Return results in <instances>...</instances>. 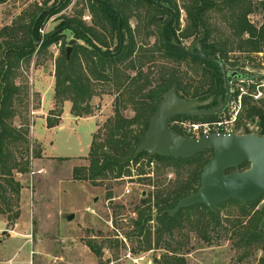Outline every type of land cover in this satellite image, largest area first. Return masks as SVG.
I'll return each mask as SVG.
<instances>
[{
    "label": "trees",
    "instance_id": "trees-1",
    "mask_svg": "<svg viewBox=\"0 0 264 264\" xmlns=\"http://www.w3.org/2000/svg\"><path fill=\"white\" fill-rule=\"evenodd\" d=\"M3 1L5 0H0V3ZM70 1L55 2H63L62 6L58 7L62 9ZM140 1L134 2L135 11L132 13L140 20L145 16L148 24L156 23L158 28L146 27L145 31H142L139 24L134 30L127 27L128 44H124L117 54L106 57L94 48L75 44L70 56L66 58V54L62 55L55 69L54 98L70 100L74 115L90 112V101L97 94L95 82L109 83L116 91L113 94L115 97L113 116L107 120L104 127L106 136L102 141H97L101 135L99 131L93 136L90 144L88 154L90 176L107 174L118 178L130 176L131 165H136L144 157L146 163L137 168L139 175L149 173L148 169L152 162L162 163V165L153 163L155 169L152 171L157 176L154 178L155 191L150 194L153 202L148 206L153 205L161 215L155 231H146V240L139 242V245H145L146 249L162 247L167 251L160 256L155 255L152 264H187L182 258V249L190 244L178 240L177 237L184 235L188 238L189 232H196L206 245L215 242L223 244L228 241L236 252L238 263H244L248 258L254 260L259 251L260 256L256 259V264H264V227L259 228V222L252 218L246 220L250 215L247 209L249 204L256 203L264 195L247 204L237 199L227 200L220 205L232 204L236 209L232 212L227 210L221 215L218 208L210 210L204 204L191 206L175 215H170L167 211L184 195L197 189L202 167L212 157V150H205L186 158L149 155L146 152L133 157L139 144L138 137L147 128L150 113L144 104L149 100L156 103L161 94L174 84L180 88L179 96L182 99L189 101L186 98L193 97L198 99L201 105L217 103L218 98L225 93L220 68L165 45L160 32L161 21L157 17L165 11L153 0ZM160 1L167 3L171 0ZM110 4L113 5L111 2ZM86 6L94 17V23L88 26L86 34L97 43L104 42L106 36L101 30L107 29L110 34L117 31L116 14L105 4L95 0H88ZM141 6L148 7L143 14L138 10ZM182 7L187 14V27L181 34L183 40L199 37L207 55L221 61L229 72L237 71L241 75L255 74L257 71L246 69V61L252 62V66L258 69L264 67V0H188ZM58 8L55 12L61 10ZM45 12L46 9L39 8L36 12L28 14L30 16L28 22H14L0 29V198L3 202L7 199L6 194L18 197L20 183L14 178V173L26 172L27 158H24V155L29 150L26 135L28 129L22 128L23 124L15 126L13 122L17 117H25L17 112V105L27 104L28 91L26 85L20 86L15 82V77L17 69L23 63H30L38 42L41 41L42 44L36 53L46 44L39 33ZM127 12L124 9L119 10L121 15ZM81 13L82 11H77L76 15L65 17L63 22L72 24L81 32ZM121 31L124 37L123 21ZM151 36H155L156 40L150 44L147 41ZM133 53L126 66L117 68L114 64L115 60L121 59L123 62ZM260 53H263L262 57H258ZM165 60L168 62L166 64L169 83L163 86ZM127 69L130 70L129 73ZM131 72L135 74L131 75ZM233 79L235 78H230ZM262 79L263 75L255 81ZM258 91L260 96L255 98L254 95ZM127 103H131L135 108L133 115L123 114ZM58 117L55 115V118ZM179 117L204 121L215 119L218 115ZM249 123L257 126L256 132L264 133V85L258 90L250 85L243 95L242 108L235 128L240 133H248ZM57 124V119L46 117L47 128ZM248 165V162H245L239 169H245ZM164 168L175 174L176 177L171 182L160 179V172ZM191 210H197L198 214L185 222L187 230L182 232L180 216L183 212ZM13 216L18 217V212ZM87 245L96 256L100 255L102 245L91 242Z\"/></svg>",
    "mask_w": 264,
    "mask_h": 264
},
{
    "label": "rangeland",
    "instance_id": "rangeland-1",
    "mask_svg": "<svg viewBox=\"0 0 264 264\" xmlns=\"http://www.w3.org/2000/svg\"><path fill=\"white\" fill-rule=\"evenodd\" d=\"M55 1L5 0L0 3V29L14 22H28L29 13L39 8L46 9L39 28L46 44L36 53L42 44L39 41L30 63H23L16 71L15 82L20 86L26 85L28 100L26 105H17V112L25 117L15 118L13 124H23L22 128L28 129L29 150L24 155L27 158L26 172L14 173V178L20 183L18 197L6 194L5 202L0 198V228L9 230L6 234H1L0 230V264H149V261L152 264L155 255L160 256L167 251L162 247L146 249L145 245H139L142 240L136 237L138 233L134 223L141 226L149 213L153 218L150 224H155L157 210L150 208L139 213L135 210L136 205L143 210L139 202L142 191L146 192V199L153 201L150 194L155 190V186H152L157 176L152 171L155 164L148 169L149 176L137 174V168L146 163L145 157L136 165H131L130 176H90V144L97 132H101L97 141H102L106 136L104 127L113 116L111 103L115 90L109 83L95 82L97 94L90 101V112L80 115H74L70 100L54 98L55 69L60 57L66 54L69 40L74 37L72 30L66 28L64 18L82 11L80 17L83 21H90L86 6L88 0H71L62 9L58 7L63 2ZM177 1L179 7L186 2ZM57 8L61 10L55 12ZM138 10L142 14L145 11L142 6ZM181 13L183 17L184 11ZM126 23L133 27L135 20L130 19ZM152 39L149 38L147 42L151 43ZM75 44L81 45L83 41L77 39ZM262 56L263 53L258 55ZM245 67L264 76V67L258 69L248 61ZM262 82L264 79L246 83L244 90L250 85L255 89L260 88ZM148 111L151 116L147 126L155 109L151 107ZM55 115L59 117L55 118ZM46 117L57 119L58 124L47 130L44 128ZM183 119L186 118L177 117V121ZM175 123L169 122L167 127L176 130ZM247 126L250 132L257 130L254 123ZM154 163L162 165L161 162ZM160 173V179L166 182L176 177L168 168ZM143 177L150 179L147 182ZM217 208L219 213L236 209L232 204ZM247 209L250 215L246 220L252 218L260 223L264 214V197L250 203ZM17 212L18 217L15 218L13 215ZM70 213L73 217L67 220L66 216ZM197 214V210H191L183 212L181 217L187 222ZM14 229L18 232L15 233L17 236L7 240ZM189 237L192 238L190 243H194L192 234ZM20 238L25 239L26 243ZM88 242L102 245L100 255L92 252ZM186 247L182 249V258L187 264H256L260 256L258 251L254 260L248 258L244 263H238L236 252L228 241L212 245L190 244ZM30 249L33 254L29 253Z\"/></svg>",
    "mask_w": 264,
    "mask_h": 264
},
{
    "label": "water",
    "instance_id": "water-1",
    "mask_svg": "<svg viewBox=\"0 0 264 264\" xmlns=\"http://www.w3.org/2000/svg\"><path fill=\"white\" fill-rule=\"evenodd\" d=\"M153 1L158 7L169 10L173 16L171 8L164 5L160 0ZM171 19L165 23L162 29L164 41L184 54L194 55L217 65L222 73L225 93L223 98H218V102L214 106L194 109L189 106L188 101L178 98L175 89L172 88L163 95V99L157 105L145 132L138 137L139 144L133 153V157L146 152L149 155L158 154L165 157L186 158L205 150L213 151L212 157L202 167L200 187L195 192L179 199L175 206L170 209L171 215L199 204H204L210 210H214L221 203L230 199L240 200L244 204L255 201L264 195V133L225 132L190 137L169 129L167 123L171 116L178 114L203 116L222 113L227 107L231 95L230 78L241 77L253 80L259 74L241 75L237 71H227L221 61L207 55L201 43L197 44L196 50H191L169 42L166 27ZM118 27L120 28V20ZM75 40V38L69 40V45L66 47V58L70 56ZM245 162H248V167L238 170L240 165ZM72 217L73 214L70 213L66 219L71 220ZM263 227L264 214L259 223V228Z\"/></svg>",
    "mask_w": 264,
    "mask_h": 264
},
{
    "label": "flooded vegetation",
    "instance_id": "flooded-vegetation-1",
    "mask_svg": "<svg viewBox=\"0 0 264 264\" xmlns=\"http://www.w3.org/2000/svg\"><path fill=\"white\" fill-rule=\"evenodd\" d=\"M95 1H97V2H101V3H103V4H105L108 8H110L111 10H113L114 12H115V14H116V17H117V21H116V23H117V31L116 32H112L111 34H110V31L109 30H107V29H103V30H101V32L106 36V38H105V41L104 42H100V43H97L96 41H94V40H91L90 38H88V35L86 34V29L88 28V26H91V25H93V23H94V17L92 16V14H89V16H90V21H88V22H86V21H83V19L80 17V22H81V32H79V31H77L76 29H75V27L72 25V24H66L65 26H66V28H69V29H71L72 30V32L74 33V37L73 38H75L76 40H75V42L77 41V39H80V40H82L83 41V44H81L82 46H84V47H88V48H94L96 51H98V53H100L101 55H103L104 57H106V56H110V55H115V54H117V52L119 51V50H121L122 49V47H123V45L124 44H128V39H129V37H128V30L126 29L127 27H129V28H131L132 30H134L135 28H136V26L139 24L140 25V27H141V30L142 31H145V29H146V27H151V28H153V27H155V28H158L157 27V25H156V23H151V24H148L146 21H145V16L144 17H142L143 19L142 20H140L139 18H138V16L135 14V13H132V11L134 12L135 11V6H134V2L136 1V0H111V1H108V0H95ZM140 1V0H139ZM184 1V0H183ZM188 0H186V2H187ZM110 2L111 3H113V5H111L110 4ZM140 2H142V1H140ZM178 1L177 0H171V1H169V2H167V3H163L164 5H166V6H168L169 8H171V10L173 11V16H172V14H171V12L169 11V10H167V9H163V8H161V9H163L164 11H165V13H163V14H161V15H158L157 17L160 19V21H161V25H160V32H161V36H162V40H163V42H164V44L165 45H167V46H169V47H173V48H176V47H174V46H171V45H169L168 43H166L165 41H164V39H163V34H162V29H163V27H164V25H165V23L169 20V19H171V17H172V19H171V21L169 22V24L167 25V27H166V35H167V38H168V40H169V42H171V43H176V44H178V45H180V46H182V47H184V48H186V49H191V50H196V46H197V44L198 43H201V39L199 38V37H196V38H189V39H185V40H183L182 38H181V34H182V32H183V30H185V28L187 27V14H186V12H185V9L183 8V7H179L178 6V3H177ZM170 3H171V5H170ZM121 5H123V6H121ZM173 5V6H172ZM111 6H113V7H111ZM123 10L124 9V11L126 10V11H128L127 13H125V14H123V15H121L120 13H119V10ZM139 9H140V7H139ZM143 9H145V10H147L148 9V7L146 6V7H143ZM178 11V13H177V11ZM181 11L183 12L184 11V15H183V17H182V13H181ZM130 19H134L135 20V24L133 25V27H130V25L129 24H127L126 22L127 21H130ZM120 20V28L118 27V21ZM122 21H123V25H124V37H123V33H122V31H121V26H122ZM125 22V23H124ZM151 37H153V39H152V42L151 43H153L155 40H156V38H155V36H151ZM150 37V38H151ZM75 42H74V44H75ZM150 43V44H151ZM202 44V43H201ZM203 46V45H202ZM72 48H73V46H72ZM72 48H71V51H72ZM204 48V47H203ZM177 49V48H176ZM205 50V49H204ZM181 52V51H180ZM205 52L207 53V51L205 50ZM133 55H134V53L130 56V57H127L126 58V60H124L123 62H121V59H117V60H115V62H114V64H116V66H117V68H119V67H121V66H126L127 64H129L127 61H129L130 60V58H132L133 57ZM187 55H189V54H187ZM192 56H194V55H192ZM197 57V56H196ZM199 58V57H198ZM166 63H168L166 60H165V62H164V64H165V68H164V74H165V76L163 77V79H162V82H163V86H166V85H168V77H167V75H168V69H167V64ZM146 70V69H145ZM127 71H128V73L130 72V70L129 69H127ZM135 73L134 72H131V75H134ZM255 74H259V76L257 77V78H259L262 74L259 72H256ZM257 78H255V79H257ZM255 79H253V82L255 81ZM245 80H247V79H245V78H235V79H233V80H230V89H231V83L233 82V81H235V82H237V83H239V84H241L242 86H244V84H246L245 83ZM101 81H103V80H101ZM264 85V82H262V83H260V86H263ZM172 88H174L175 89V94H176V96L178 97V98H180V99H182L181 98V96H179V94H181V90H180V88H178L175 84L174 85H171V87L170 88H168V89H166L162 94H161V97H160V99L156 102V103H152L150 100L147 102V103H145L144 104V107H147V109H150L151 107L153 108V110L155 109L156 110V107H157V105L159 104V102L163 99V95L165 94V93H167V92H169ZM257 90H258V88H257ZM218 96V95H217ZM224 96V95H223ZM223 96L221 97V98H223ZM231 96V95H230ZM212 98V97H211ZM187 100H189L188 102H189V106L191 107V108H194V109H199V108H208V107H212V106H214L215 104H217V103H211V104H209V105H201V104H199L198 103V99H195V98H186ZM184 100V99H183ZM114 101H115V97H112V103H111V106H112V108L114 107V105H113V103H114ZM216 102H218V100L216 101ZM226 109V108H225ZM113 110V109H112ZM135 110V108L133 107V105L131 104V103H127V108L125 109V110H123L124 111V113L125 114H131V115H133L134 114V111ZM151 116V115H150ZM179 116H184V115H182V114H178V115H174V116H171V118L169 119V121H168V123L169 122H172V121H177V117H179ZM186 116H190V115H186ZM183 120H191V118H186V119H183ZM167 123V124H168ZM174 129H176L175 131L176 132H178V133H180V134H182V135H184L183 134V132H182V130H181V127L179 126V125H177V123H175V125H174ZM146 130V129H145ZM145 130L143 131V133L145 132ZM153 163L154 162H152V165H153ZM236 170V169H235ZM235 170H233V171H235ZM238 170H243V169H239L238 168ZM233 171H230V172H233ZM143 175H147V176H149L150 175V173H146V174H143ZM142 176V175H141ZM143 179H144V177H143ZM149 179L150 178H148V179H144V181H149ZM193 185H194V183H192ZM152 186H154V179H153V183H152ZM200 187V177H199V186L197 187V189ZM196 189V190H197ZM195 190V191H196ZM127 191L129 192V190L127 189ZM155 191V190H154ZM153 191V192H154ZM195 191H193V192H195ZM153 192L151 191V194H153ZM193 192H191V193H193ZM191 193H187L186 195H188V194H191ZM146 194V192L145 191H142L141 192V195H142V197H140V200H139V202L141 203V206L143 207V210L142 209H140L139 210V208H140V205H136V207H135V210H138V213H139V211L140 212H143V211H147V210H149L150 208H152V209H155V210H157L158 211V209L157 208H155L153 205L151 206V207H148L149 206V203H151V202H153V201H150V200H148V199H146L145 198V195ZM186 195H184V196H186ZM183 196V197H184ZM182 197V198H183ZM261 197V196H260ZM259 198V197H258ZM257 198V199H258ZM256 201V200H255ZM142 203H143V205H142ZM189 208V207H188ZM217 208V207H216ZM215 208V209H216ZM185 209H187V208H185ZM214 209V210H215ZM142 210V211H141ZM182 210H184V209H182ZM182 210H180V211H182ZM168 211V213L170 214V209H168L167 210ZM179 211V212H180ZM179 212H177V213H179ZM176 213V214H177ZM222 213H220V215H221ZM159 215H161L160 214V212L158 211V213H157V215L154 217V220H155V224H153V225H151L150 223H151V221H152V216H151V214H149L148 213V215H145L146 217H145V219H144V221H143V223H142V225L141 226H139L138 225V223H134V226H135V230L137 229V235H136V237H137V239L138 240H142V242L143 241H145L146 240V234H145V232L146 231H148V230H151V231H155V226H156V224H157V220H158V218L160 217ZM171 215V214H170ZM173 215H175V214H173ZM180 219H182L181 220V222H180V231H182V232H186V230H187V228L184 226V224H185V220L180 216ZM181 232V233H182ZM129 234H131V233H129ZM189 234H192V236H193V239L195 240V242L194 243H190V240L192 239L191 237H188V238H186L184 235H182L181 237H179L180 239H178V240H180V241H183V242H188V244H196V245H198V244H205L206 242L202 239V238H200L197 234H196V232L195 233H193V232H189L188 233V235ZM140 242V241H139Z\"/></svg>",
    "mask_w": 264,
    "mask_h": 264
},
{
    "label": "built area",
    "instance_id": "built-area-1",
    "mask_svg": "<svg viewBox=\"0 0 264 264\" xmlns=\"http://www.w3.org/2000/svg\"><path fill=\"white\" fill-rule=\"evenodd\" d=\"M245 83H253V80L247 79ZM244 94H246L244 87L233 81L227 107L222 113L218 114L217 118L204 121L180 120L176 121V123L181 127L183 134L190 137H199L210 133H238L235 123L241 112ZM258 96H260L259 91L254 97L257 98Z\"/></svg>",
    "mask_w": 264,
    "mask_h": 264
},
{
    "label": "crops",
    "instance_id": "crops-1",
    "mask_svg": "<svg viewBox=\"0 0 264 264\" xmlns=\"http://www.w3.org/2000/svg\"><path fill=\"white\" fill-rule=\"evenodd\" d=\"M44 128H46L47 130H49V128H47L46 126L44 127ZM53 129V128H52ZM0 230H1V234H6L4 231H9V230H5L4 228H0ZM15 233H18V232H16V229H14V233H13V235H10L9 234V236L6 238L7 240H12L14 237H11V236H17V235H15ZM20 239H22V238H20ZM23 240V242L24 243H26V241H25V239H22ZM4 241V239L3 240H1V242H3ZM30 251L31 252H29V253H32L33 252V250L32 249H30ZM33 254V253H32ZM28 262H30V256L28 257Z\"/></svg>",
    "mask_w": 264,
    "mask_h": 264
}]
</instances>
